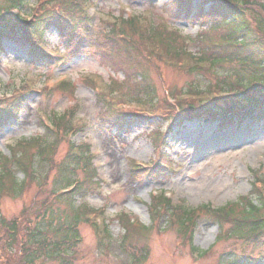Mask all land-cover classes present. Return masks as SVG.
Here are the masks:
<instances>
[{
    "label": "rangeland",
    "instance_id": "1",
    "mask_svg": "<svg viewBox=\"0 0 264 264\" xmlns=\"http://www.w3.org/2000/svg\"><path fill=\"white\" fill-rule=\"evenodd\" d=\"M178 1L99 0L96 7L88 11L96 19L90 32L92 42L76 48L75 34L69 31L59 34L56 28L45 37V50L61 54L66 61L64 66L34 65L27 48L12 43L3 45L6 56L2 57L3 63L0 64V93L13 91V79H23L24 76L28 78L27 83L35 85L36 91L44 90L43 84L52 87L64 77L72 85L66 90L63 86L52 92L47 90L48 95L29 94L19 117L15 116L0 128V155L9 158L10 148L15 147L17 142L45 135L42 117L64 114L73 107L77 108V125L82 130L71 140L90 146L98 173L94 183L102 182L94 193L81 199L80 204L103 211L113 244L105 248L93 227L82 224L79 228L81 243L73 264H133L134 259L128 249L130 244L137 250L147 249L149 252L148 259L141 264H229L234 261L233 258H236L235 264H264V237L242 239L230 236L231 239L221 240L228 235L231 227L226 226V233L223 234L215 219L202 215L193 228L191 243L176 224H170L167 218L162 219L163 215L156 224L150 216L149 206L155 191H164L173 201L185 203L190 208L205 205L221 208L247 197L257 203L260 201L258 196L250 194L253 183L257 177L260 181L264 180V123L246 124L240 129L220 133L216 126L187 121L185 126L176 128L168 137L165 135L179 109L191 104L182 96L175 104L169 94H185L191 84L196 87L201 85L199 93L207 92V83L213 86L223 79L218 77L216 80V73L228 76L234 67L232 64L224 61L213 67L210 73H196V69L192 70L197 64L194 58L186 68L181 66L179 58L173 60L174 64L161 57L146 60L141 56L143 41L139 38L142 36L138 38L125 29L135 43V46L129 45L117 39L110 33L111 26L102 22L108 16L125 22L130 20L129 17L136 19L138 16L143 23H138L143 25L141 31L147 32L152 40V33L145 27L153 23L161 45H171L179 52L187 50L192 57L211 47L219 53L221 48L213 44L222 43L229 34L223 23L220 22L219 27L213 30L208 28L215 23L213 19L202 21L206 28L196 26L193 19L185 20L177 16ZM201 1L193 0L191 8H197ZM64 2L53 0L54 5ZM256 8L252 6V13L248 16L252 30L258 24L255 18H264ZM171 31L181 34L177 36ZM257 34L260 36V32L257 31ZM155 46H160V43ZM224 49L223 53L232 50L230 45ZM142 72L147 75L142 77ZM139 83H148L145 86L151 88L143 90ZM110 88L122 91L124 100L110 99V94L115 95ZM94 89L110 100L107 106ZM151 91L153 95L147 97L146 93ZM7 110L12 111L13 107ZM155 115L160 118L146 119ZM70 149L71 145L67 142H60L55 161H62ZM157 164L162 165L160 169L153 168ZM146 166L148 168H143ZM138 168L143 169L136 171ZM37 171L45 177L43 182L28 184L21 196L12 193L0 198V214L8 223L23 218L24 221L30 220L34 213L39 216L44 213V204L50 195V179L56 169L47 162ZM15 175L18 179L23 178L20 173L15 172ZM122 213L149 228L148 232H143L145 235L140 236V241L135 237L123 247L120 243L125 233L117 220ZM191 247L208 252L199 257L192 254ZM0 264H20L12 232H6L2 227Z\"/></svg>",
    "mask_w": 264,
    "mask_h": 264
},
{
    "label": "trees",
    "instance_id": "2",
    "mask_svg": "<svg viewBox=\"0 0 264 264\" xmlns=\"http://www.w3.org/2000/svg\"><path fill=\"white\" fill-rule=\"evenodd\" d=\"M25 1L8 0L7 2V0H0V8L3 4L22 6ZM183 1L179 0L176 4L177 16H185L187 20L194 18L200 25H202L203 20L213 19L215 23L209 26L210 29H216L219 27L218 24L222 22L229 32L226 36L228 43H222L221 47L230 45V49H232L230 52H222L227 49L221 50L219 53H217V49L213 48L204 50L199 54L201 58L199 61L202 62L207 57L208 59H213V63L218 65L222 64L226 58L234 66L228 76H219V73H216V80H218V77H223V79L213 85L216 88L214 93L210 95H216L218 92L219 98L193 101L190 102V106L183 108V110L189 112L187 113L189 118H202L206 122L211 120L209 118H214L213 120L218 122L221 127L233 126L235 123L250 120L253 122L264 119V18L261 16L260 18H255L258 22L255 30L260 32V36L257 31H253L250 28L248 22V16L250 12L252 13V10H250L252 6L258 7L264 13V0H203L202 5L196 12L189 11L190 5H182ZM189 1L191 0H187V2ZM48 20L49 18L44 22ZM23 22V20L19 19L16 28L10 26L7 21L4 22L6 27L0 24V45L4 38L11 42L22 41L26 43V36L21 28ZM27 26L33 28L29 24ZM39 27L43 28L42 24ZM128 28V31L137 29L136 21L131 22ZM155 38L156 41L160 39L159 37ZM238 39H241V43L237 45L238 47H235L233 44H237ZM163 48L162 54H154L156 55L155 60L158 57L166 58L168 56L170 58L169 61L178 58L180 61L184 56L183 51L179 52L171 45L163 46ZM124 52L127 53L128 50L125 49ZM184 52L185 55L188 54L186 50ZM129 58H132V56ZM213 74V78H215V73ZM146 75L144 72L141 73L142 77ZM146 84L148 83H144V85ZM213 86L211 83L207 84V93H210ZM67 88L69 87H63L65 90ZM150 88V86H143L144 90ZM196 91L197 88L189 89L190 95H194ZM148 93L151 96L153 91ZM225 96L229 98H225ZM2 115H0V118H2ZM181 118V116L177 117L175 115L173 120L177 122L181 121ZM70 123L71 118L68 113L62 116H55L53 120L54 128L57 131L62 130L63 135L57 131L51 135L46 131L43 137L35 138L24 144V148L15 150L16 153L12 154L11 159L4 158L0 160V186H4V182L10 181L15 194H20L24 190L21 191L26 183H33L35 180L40 182L43 178L45 179L43 176L39 179L34 177L37 172V164L42 166L48 162L56 169L54 180L52 179L50 184L51 197H55V201L44 209V213L41 215H46L44 222H41L28 232L27 238L32 243L29 244V249L26 251L27 259L24 260V264H73L77 260L78 245L81 243L79 227L83 223H88L91 220L90 217L98 214L85 204L78 203L79 200L85 199L90 194L94 186L92 184V173H94L92 157L80 151L79 155L73 156L69 153L59 163L55 161L59 144L69 131ZM11 168L23 173V181L16 182V178H9L8 175L12 173ZM256 180L260 181L258 177ZM73 182L77 185L75 191L68 195L59 194L61 189L73 185ZM251 195H256L255 189L252 190ZM251 199L249 197L242 198L238 203L214 211L206 208V206L198 210L179 205L174 206L167 198L159 196L154 197L152 200L150 215L155 224L162 215H169L178 222L182 230H185L193 222L192 220L195 219L196 214L203 211L215 218L223 234L226 233V226L229 225L231 227L229 233L234 237L259 239L264 237V221H262L264 219V201L259 197L258 200L260 199V201L255 204ZM242 206H245L241 212L242 218L236 217V210ZM161 218L165 217L162 216ZM118 221L126 233L120 243L121 247L125 246L131 239L133 241L135 237L137 241H140V236L145 235L143 232L149 231L148 227H145L137 219L135 221L134 219L132 220L128 214L122 213L118 217ZM13 225L16 224L13 223ZM98 229L97 233H103L99 234L100 238H102L101 243L105 244V248H110L113 243L108 226L105 225L102 230ZM33 244L39 246V252L33 251ZM129 248L130 256L134 259L133 264H141L148 259L149 252L147 249L137 250L133 244H130ZM41 259L45 261L39 263Z\"/></svg>",
    "mask_w": 264,
    "mask_h": 264
}]
</instances>
